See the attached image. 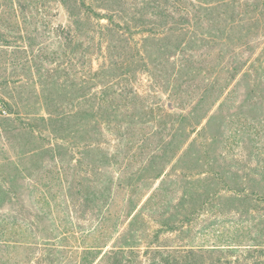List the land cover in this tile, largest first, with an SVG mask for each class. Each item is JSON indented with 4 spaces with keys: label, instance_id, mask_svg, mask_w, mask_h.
<instances>
[{
    "label": "trees",
    "instance_id": "1",
    "mask_svg": "<svg viewBox=\"0 0 264 264\" xmlns=\"http://www.w3.org/2000/svg\"><path fill=\"white\" fill-rule=\"evenodd\" d=\"M57 1L68 16L60 26L68 47L74 35L88 37L100 56L96 91L61 84L65 71L55 67L25 74L13 89L11 76L0 78L9 115L0 119V211L19 207L0 214V264H264V246L174 240L198 233L201 216L220 211L225 198L247 193L220 168L216 122L238 115L222 110L243 83L244 98L264 92V48L253 58L264 41V0ZM141 74L145 93L136 86ZM29 81L38 102L23 98ZM92 119L96 131L81 142ZM146 124L164 131L157 146ZM21 138L31 144H17Z\"/></svg>",
    "mask_w": 264,
    "mask_h": 264
},
{
    "label": "rangeland",
    "instance_id": "2",
    "mask_svg": "<svg viewBox=\"0 0 264 264\" xmlns=\"http://www.w3.org/2000/svg\"><path fill=\"white\" fill-rule=\"evenodd\" d=\"M19 2H22V5H19ZM68 24L67 13L57 0H0V42H3L1 44L10 42L8 43L10 46H0V78L11 76L13 78L11 89H13L16 82L18 85L20 84V79L25 81L23 79L25 74H43L49 68L55 67L57 70L61 68L63 72L67 70L73 75L70 78H65L64 72L61 84L64 83L73 90L87 86L88 91L94 94L96 88H94L92 69L98 68L100 56L97 51L94 52L88 37L74 35V42H71L72 46L68 47V41L60 27ZM263 48L264 41L256 49L253 58L261 56ZM87 50L91 54L88 60L91 59L92 67L90 61L88 63L87 57L85 58L84 52ZM86 61L87 63H85ZM199 78L195 77L194 82H200ZM45 80L38 81L39 88L47 87ZM31 81L26 85V93L23 98L29 99L31 103L38 102L40 100L37 96H30ZM148 84L147 77L141 74L136 85L137 88L145 93L151 90ZM197 90H194L193 87L190 88L189 95L196 98ZM245 91L246 87L243 83L238 88V96L227 101L226 106L223 107L224 110H222L224 114L238 112L239 116H234L233 120H218L216 123L219 122L222 125L224 132L218 148L221 158L225 156L220 168L226 172L228 180H237L247 193L237 199L225 198L221 203L220 211L217 212L214 209V212L203 214L201 216L203 223L197 229L198 233H187V236L186 233L180 235V238L174 239L177 244L195 247L222 244L264 246V92L262 91L257 96L249 95L244 98ZM161 97L163 104H171L167 93ZM182 98L186 100L187 95H182ZM86 107H94V102L91 101ZM4 109L0 106V119L3 116H9ZM216 109L217 107L214 109L215 112L218 111ZM241 125L245 130L235 139L232 137L231 130ZM95 126L96 123L92 119V122L81 129L78 139L82 142L88 134L93 136L94 130L96 131ZM145 126V133L153 134L152 144L157 146L164 138L162 135L164 131L159 130L160 128L155 124H146ZM157 132L159 134H155ZM47 134L50 135L48 132ZM165 134L168 136V132ZM17 144L29 145L31 141L29 138H21ZM2 149L3 145L0 140V159L4 157ZM82 151L81 149L77 153L79 158L82 156ZM9 154H13V151H9ZM138 166L140 165L133 164L131 170H136ZM25 182L30 183L31 180L26 178ZM160 184L161 181H157L154 188L159 187ZM153 189L148 191L147 197ZM251 192L258 195H252ZM31 196L30 193L23 195L28 204L32 200ZM125 196L126 194L122 193L120 200ZM162 197L161 195L157 201L158 205L161 202V206L164 207L168 203H165L166 201ZM16 210L19 211L18 206H6L1 209L0 214H15ZM221 216L224 219L219 223ZM212 222H217L218 226L209 229L213 225ZM171 236L175 237V235Z\"/></svg>",
    "mask_w": 264,
    "mask_h": 264
}]
</instances>
